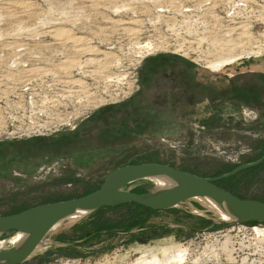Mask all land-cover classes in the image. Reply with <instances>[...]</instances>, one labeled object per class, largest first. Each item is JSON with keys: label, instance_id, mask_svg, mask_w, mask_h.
<instances>
[{"label": "rangeland", "instance_id": "374dc122", "mask_svg": "<svg viewBox=\"0 0 264 264\" xmlns=\"http://www.w3.org/2000/svg\"><path fill=\"white\" fill-rule=\"evenodd\" d=\"M144 1L0 0V78L6 83L12 68L8 60L16 50L11 41H29L34 35L47 36L39 44L61 40L57 49L52 44L48 59L38 60L49 62L44 68L50 73L22 95L16 94L22 89H12L15 93L9 96L4 89L2 94L0 122L5 119L10 135H21H0V215L84 195L123 164L158 162L217 176L264 153V51L216 66L208 63L229 56L230 51L219 47L236 37L235 31L224 35L221 23L209 16L235 9L227 0L168 2L161 8ZM262 1L246 0L251 7L245 11L255 9L251 12L258 16ZM180 6L191 20L194 13L200 20L182 21L176 15ZM251 25L252 37L264 30L259 19ZM172 26L188 31L195 42L187 44L182 32L170 38ZM148 41L156 45L144 57L139 45ZM166 42L172 45L167 48ZM16 68H24L22 62ZM71 85L80 105L93 101L92 106H81L77 120L61 130L46 129L58 123L47 117L56 110L44 104L45 98L55 91L65 93ZM243 107L253 109L256 117L245 120ZM219 119L224 125H217ZM195 123L204 128L196 132ZM220 184L241 198L264 201V159ZM152 185L141 180L125 188L146 191ZM204 214L218 217L198 200L152 212L133 203L102 208L61 222L47 237L74 241L104 229L126 231L131 224L141 229L128 236L102 231L84 243L49 246L24 264H62L73 258L80 264H133L152 257L159 264H264V223L247 222L240 230L231 224L205 229L210 223ZM160 221L192 229L156 223ZM14 238L12 232L2 235L0 241L7 240L0 247ZM180 250L183 256L173 253Z\"/></svg>", "mask_w": 264, "mask_h": 264}, {"label": "water", "instance_id": "95a60500", "mask_svg": "<svg viewBox=\"0 0 264 264\" xmlns=\"http://www.w3.org/2000/svg\"><path fill=\"white\" fill-rule=\"evenodd\" d=\"M263 159L264 153L254 161L239 164L217 176H202L158 162L117 166L104 176L98 188L84 195L39 203L15 213L0 215V237L9 232L18 236L7 247H0V264H24L49 246L67 247L84 242L92 235L74 241L49 239L47 235L65 220L82 218L100 208L127 203L159 211L179 207L187 200H198L218 214L217 218L203 215L210 220L205 229L213 225L238 222L264 223V201L241 198L216 184L221 179L257 166ZM141 180H149L153 185L144 192L125 188L130 183ZM156 223L192 229L179 223Z\"/></svg>", "mask_w": 264, "mask_h": 264}, {"label": "built area", "instance_id": "2783aa9c", "mask_svg": "<svg viewBox=\"0 0 264 264\" xmlns=\"http://www.w3.org/2000/svg\"><path fill=\"white\" fill-rule=\"evenodd\" d=\"M250 3V2H249ZM251 7V6H250ZM229 12V11H228ZM225 14L227 15L226 17H229L230 15H232L231 13H222L223 16H225ZM244 14H247L246 17L249 15V14H252V12H248L246 11ZM245 19V18H244ZM221 25H222V22H221ZM224 27V26H223ZM252 27V25H251ZM251 27H250V33L252 34V30H251ZM224 29V28H223ZM236 32V31H235ZM257 34V33H256ZM263 34V35H262ZM259 35V34H258ZM261 38H259L260 40L258 42H256L255 46L252 45L249 46L250 48H252L250 51L248 52H244L242 51L241 49L242 48H237L235 45V42L234 44L232 45H229L227 48H223V47H219V50H228L230 52H226L227 54L231 53V52H238L237 55H240V54H243V55H246L247 57H252L253 55H257L258 52L257 50H263L264 51V31L261 33ZM40 37H47L45 35H39V36H36L34 35V37H31L29 38V41H22V42H15L13 43V41H11V45L13 44L15 49L16 50H13L14 52L12 53L13 56L8 60V63L10 67H12L11 69L8 68L5 62V64L3 62H1V64L5 65L4 67H6L7 69L11 70L10 71V81L6 83V79H1L0 78V85L2 86H11L10 84L13 85L14 88L18 87L19 85H21L22 83H15V81L17 80L15 78V76L22 72L23 70L25 69H29L30 67L33 68V67H36V68H41L42 69V72H41V76L40 78L38 77L37 80L33 83V84H27L25 85L22 90L19 91V93H16V94H20L22 95L24 90L32 87L34 84H36V82L42 78V75H46L47 73V70H45L46 68H49V67H46L44 68L45 64H48L49 62H46V61H43L40 63V61H38L39 59H48L49 55H50V49L52 48V44L54 45V48L57 49L56 47L60 46L59 43H56L55 40H50L46 43H38V42H41L43 41L44 39L43 38H40ZM49 37V36H48ZM51 38V37H50ZM12 40V39H10ZM27 40V39H26ZM233 41H235V38L232 39ZM231 40H229L230 42ZM42 45V48H45L46 51H42V49L40 48V46ZM156 44L154 43V46ZM235 46V47H234ZM144 47V45H143ZM166 47V45H165ZM234 47V48H233ZM261 47V48H260ZM151 49L149 51L152 52V49L154 47H150ZM223 48V49H222ZM61 49V47H60ZM144 51V56L148 55V53H151V52H147L145 50V48H142ZM249 50V49H248ZM261 50V51H262ZM139 51V50H138ZM1 52V51H0ZM140 52V51H139ZM241 52V53H240ZM6 53V52H5ZM146 53V54H145ZM138 55V54H137ZM23 56L26 57V59L24 61L20 60ZM139 56V55H138ZM8 58V57H7ZM38 58V59H37ZM210 60H208V63H209ZM20 62H22L24 68H16L17 64H19ZM32 62V63H31ZM27 63H30L32 64L31 66H27ZM41 64V65H39ZM26 66V67H25ZM3 67V68H4ZM2 68V69H3ZM15 72V73H14ZM50 73V72H49ZM6 76H9L7 74H5V77ZM3 78V77H2ZM61 80H64V79H60L59 81L61 82ZM24 85V84H23ZM63 86V84H62ZM66 87V86H65ZM65 90V88H64ZM15 92H12L10 90V92L7 93L6 96H9L10 94L11 95H14ZM65 94L63 92H58V91H55L52 93V95L48 96L45 98V102L44 104H46V106H48L50 104V102L54 101L53 103L57 104V105H51L49 107V109H53L56 110V112L53 114V115H47V117H49V119L51 120H54L56 123L58 124H55L53 126L51 125H48V128L46 129H50V128H54L53 130L54 131H59L61 130V128L63 127V125L67 124L66 126L69 125V121H74L77 120L76 118L78 116H80L81 112H83L84 110L81 109V106L84 107V105H88L89 107L92 106L91 104L93 103V101H90L92 103H88L86 101V103H82L80 105V96L77 97V96H73L69 99L67 98H62L61 96ZM64 97V96H63ZM4 98V96H3ZM92 98V97H91ZM56 99H58L57 101H55ZM51 100V101H50ZM94 100V99H93ZM70 107V110H67V108ZM242 114L244 115V119H253L256 117V114L255 112L253 111V109L249 108V107H244L242 109ZM55 122H50V123H55ZM74 122H71V123H74ZM1 123H4L5 125L3 126ZM199 123H195V128H196V132H200L201 129H203L204 127L203 126H200L198 125ZM8 125L5 123V119L2 120L0 122V135H5L4 137L6 138L7 136H10V137H18L20 136L21 134L20 133H17V134H11L9 133V129L7 128ZM8 129V130H7ZM17 131V130H15ZM35 131H39L38 129H36ZM5 133V134H4ZM35 134H41L40 132L39 133H35ZM43 134V133H42ZM37 136V135H35ZM238 154V152L236 153ZM236 157V155H235ZM234 157H232L231 160H236V159H233ZM247 222H238V223H233L231 224L232 225V228L236 227L237 229H241V228H245L244 225H246ZM255 226H251V228L253 229ZM62 264H80V259H77V258H73V259H67L65 260Z\"/></svg>", "mask_w": 264, "mask_h": 264}, {"label": "bare ground", "instance_id": "6f19581e", "mask_svg": "<svg viewBox=\"0 0 264 264\" xmlns=\"http://www.w3.org/2000/svg\"><path fill=\"white\" fill-rule=\"evenodd\" d=\"M185 1L186 0H145L144 2L151 3V4L152 3L153 4L156 3L155 7H160L161 8V7H164L165 6L164 4H166L168 2H170V3L173 4V3H182V2L184 3ZM224 1L225 0H223V2ZM245 1L246 0H227L228 4L230 5V8L232 7V9H235V10H233V14L230 15L229 17H226L227 16L226 14H225V16H223L222 14H219V13L218 14L217 13H213L211 16H209L210 20H212L214 23L215 22L216 23L217 22L218 23H221L222 22V26H224V33H223L224 35L226 33L225 31H236L235 41H233L232 39H230L231 40L230 42H229V40L228 41L223 40V44L221 46L223 48H227L229 45H232L235 42V44H236L235 46L237 48H242L241 49L242 51L248 52V51H250L252 49L249 46H251V47H252V45L255 46L256 42H258L260 40L259 38H261V36L263 35V34L261 35V33L264 30L261 33H259V35H256L255 37H252V34L250 33V27H251V20L254 22L257 19H259L261 21V23L264 24V0L262 1V3H259V5H258V8L260 9L259 10V15L257 16L255 14L254 15L253 14H249L248 17L244 16L245 18H248V19H244V17H241V15H245L244 14L246 12L245 9H247L248 7H250V5L248 3H246ZM174 6L175 5H173V7ZM181 8H182V6H180L179 9H178V7L176 8V9H178L177 10V13L178 14H176V15L177 16L180 15L181 18H182V21H187L188 23L191 24V22L193 23V21L200 20V16L201 15H198L197 13H194L193 14V15H196V18L194 20H191L192 19V15L191 16L187 15V12L182 11ZM254 10L255 9L252 10V8H251L250 11H254ZM174 13H176V12H174ZM159 15H157V16H159ZM202 16H204V15H202ZM171 17H173V16H171ZM155 18L158 19V17H155ZM178 18L179 17H177V20H178ZM174 19H176V18H174ZM146 21H149V19H146ZM201 22H204L203 17H201ZM170 30H171V33L172 32H175L172 35H170L171 36L170 38H172V39H173V37H174L175 34H180L182 32V31H179L178 28H175L174 26H172L170 28ZM134 33H136V32H134ZM182 33H183L182 38H187V39H185V41H186L187 44H191V43L195 42L194 41L195 39H193L192 37L189 36L188 31L182 32ZM201 38H203V37H201ZM60 41L61 40H55V42L56 43H59V45L61 43ZM165 45H166L167 48H169V46H171L172 43L166 42ZM141 46H143V45H139V47H141ZM188 46H190V45H188ZM150 47H154V43H151V41H148V42H146L144 44V48H145V50L147 52H151V51H149L151 49ZM141 52H143L142 49H140V54H141ZM237 54H238V52H236V53L235 52H231V53L227 54L229 56L219 55L215 59L212 58V60L209 61V64H211V65L213 64V66L214 65L216 66L217 64H221V63H223L225 61L227 63H229L232 58L233 59H237L238 58L237 57ZM143 56L141 55L140 57H143ZM222 60H224V61H222ZM49 69L50 68H46L45 70H47V71L50 72ZM41 72H42V69L41 68H36V67L31 68L30 67L29 69H25V70H23L22 72L18 73L15 76V78L17 79L15 81V83H22L18 87L14 88L12 84H10L11 86H9V87L8 86H5V85L4 86L0 85V101L3 98L2 94L4 93V89H7V90L22 89L27 84H29V85L30 84H33L35 82V79H37L38 77L40 78ZM46 74H48V72ZM61 83L63 84V86H66L67 85V83L65 84V81L64 80H61ZM72 87L73 86L71 85V88L70 89L64 90L65 94H63L61 97L62 98L69 99V98H71L73 96H77V94L75 93V91H77V89H72ZM4 97H6V96H4ZM57 100L58 99H56L55 101H57ZM53 102L54 101L50 102L49 106H51V105L52 106L53 105H57V104H55ZM254 229L256 231V229H258V228H254ZM17 237L15 236V238L13 239V241H15L17 239ZM4 242H5L4 240L0 241V246ZM173 253H175V255H178V256H183L185 254L181 250L180 251H174ZM167 255L170 256L171 253L169 252ZM159 263H160V260L157 257H152V258H148L147 260H143V261L137 260L133 264H159Z\"/></svg>", "mask_w": 264, "mask_h": 264}, {"label": "flooded vegetation", "instance_id": "af4514ba", "mask_svg": "<svg viewBox=\"0 0 264 264\" xmlns=\"http://www.w3.org/2000/svg\"><path fill=\"white\" fill-rule=\"evenodd\" d=\"M134 204V203H133ZM123 205V204H122ZM119 206V205H118ZM111 207H115V206H111ZM103 208H107V207H103ZM109 208V207H108ZM100 209H102V208H100ZM98 211V210H97ZM154 211V210H153ZM208 220V219H207ZM154 224V223H153ZM148 225H151V224H148ZM134 227H136L133 231H131V229L132 228H134ZM141 225L140 224H137V225H135V226H133L131 229H128V230H126V231H118V230H111V229H104V230H100V231H95V232H93V233H91V234H89V235H92L91 237H93V236H95V235H97V234H99V233H102V231H105V232H103V233H113L114 235H118V236H128V235H130V234H133L134 232H136L137 230H139V229H141ZM119 233H122V234H119ZM89 235H87V236H89ZM86 236V237H87ZM90 237V238H91ZM85 238V237H84ZM90 238H88V239H90ZM83 239V238H82ZM88 239H86L84 242H86ZM80 240V239H79ZM83 242V243H84ZM82 243V242H81ZM79 244V243H78ZM39 256V255H38ZM37 256V257H38ZM36 257V258H37ZM36 258H34V259H36Z\"/></svg>", "mask_w": 264, "mask_h": 264}, {"label": "trees", "instance_id": "16d2710c", "mask_svg": "<svg viewBox=\"0 0 264 264\" xmlns=\"http://www.w3.org/2000/svg\"><path fill=\"white\" fill-rule=\"evenodd\" d=\"M222 180V179H221ZM221 180H219V181H217L216 182V184L217 185H219V186H221V184H220V181ZM225 189H227V188H225ZM228 191H230L231 193H233V194H235L234 192H232L230 189H227ZM135 191V190H134ZM136 192H144V190H141V191H136ZM236 195V194H235ZM138 205V204H137ZM140 207H143L144 209H146V210H148V211H153V210H151V209H149V208H146V207H144V206H141V205H139ZM23 210V209H22ZM98 210H100V209H98ZM19 211H21V210H19ZM96 212V211H95ZM95 212H93V213H91V214H89V215H87V216H90V215H92V214H94ZM209 223H210V220H209ZM133 226H135V225H133V224H131L130 225V227L128 228V229H130V228H132Z\"/></svg>", "mask_w": 264, "mask_h": 264}, {"label": "crops", "instance_id": "0c3cea01", "mask_svg": "<svg viewBox=\"0 0 264 264\" xmlns=\"http://www.w3.org/2000/svg\"><path fill=\"white\" fill-rule=\"evenodd\" d=\"M210 72H217V71H210ZM243 108H244V107H243ZM240 113H241L240 115H242V109L240 110ZM212 120H213V119H212ZM215 120H216V117H215ZM219 120H220V119H219ZM219 120H218V121H219ZM216 121H217V120H216ZM198 122H199V121H198ZM241 122H242V121H241ZM213 123H215V121H214ZM242 123H243V122H242ZM220 124H221V125H224V122H223L222 120H220V123L217 124V125H220ZM244 124H245V123H244ZM136 261H137V260H136ZM113 262H115V261H113ZM118 262L121 263V261H119V260H118Z\"/></svg>", "mask_w": 264, "mask_h": 264}]
</instances>
